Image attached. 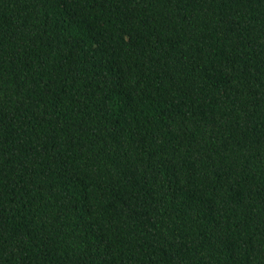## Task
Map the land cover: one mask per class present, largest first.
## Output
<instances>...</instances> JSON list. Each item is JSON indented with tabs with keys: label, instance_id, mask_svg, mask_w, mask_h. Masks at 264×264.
<instances>
[{
	"label": "trees",
	"instance_id": "trees-1",
	"mask_svg": "<svg viewBox=\"0 0 264 264\" xmlns=\"http://www.w3.org/2000/svg\"><path fill=\"white\" fill-rule=\"evenodd\" d=\"M0 264H264V0H0Z\"/></svg>",
	"mask_w": 264,
	"mask_h": 264
}]
</instances>
